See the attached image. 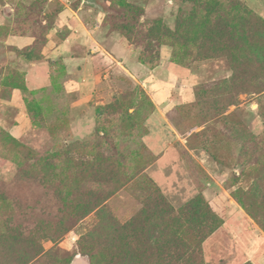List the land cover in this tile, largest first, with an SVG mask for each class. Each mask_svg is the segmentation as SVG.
<instances>
[{"label": "rangeland", "instance_id": "1", "mask_svg": "<svg viewBox=\"0 0 264 264\" xmlns=\"http://www.w3.org/2000/svg\"><path fill=\"white\" fill-rule=\"evenodd\" d=\"M253 18L264 0H0V264L29 256V233L42 264H95L112 218L142 210L144 264L165 262L148 240L173 248L175 230L198 244L193 264H264ZM96 202L104 214L82 216Z\"/></svg>", "mask_w": 264, "mask_h": 264}, {"label": "trees", "instance_id": "2", "mask_svg": "<svg viewBox=\"0 0 264 264\" xmlns=\"http://www.w3.org/2000/svg\"><path fill=\"white\" fill-rule=\"evenodd\" d=\"M253 23L254 25H259L264 29V22L260 19L253 18ZM258 58V56H255L254 62L249 58L239 71V75H241V77H250L254 76L255 73H259V67H257V64H255ZM242 91L255 92L256 89L250 85L243 84ZM154 197V205L152 208L154 212L161 215L169 214L174 210L171 206L165 203L163 196H161L155 188L152 198ZM100 202H96L89 210L82 213V216L88 213L94 207H99ZM97 210L99 211V214L103 213L102 210L100 211V207ZM143 212L144 210L140 211L135 217L124 222H118L112 218L111 226L108 228L109 232L101 234V241L105 242L106 252L102 258L95 256V264H131V255L133 253L138 256L137 264H144L139 257L146 252V244H143V230L145 226L146 214ZM157 226L158 223H152L151 229H156ZM18 232L22 231L18 229ZM177 232L178 231L175 230V232L169 236L177 243L173 248H170V246L167 248L162 247L157 241L158 238L154 235L151 236L148 240L149 253L157 259L165 256L166 260L163 264H193L190 259L196 254H199L198 244H190L187 240L183 239L181 235L177 236ZM99 233L100 230H98V226H96L95 241L98 239ZM17 234V236H21L19 233ZM59 235H61V233ZM24 239L33 242V246L29 256L24 261L16 262V264H42L41 259L44 256V250L39 243V234L29 233L28 235L24 236ZM178 249L182 250L184 255H186L182 261H179L176 258ZM155 264L159 263L156 262ZM197 264L201 263L199 262Z\"/></svg>", "mask_w": 264, "mask_h": 264}]
</instances>
